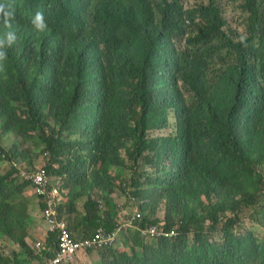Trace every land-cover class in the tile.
I'll list each match as a JSON object with an SVG mask.
<instances>
[{"label": "trees", "instance_id": "trees-1", "mask_svg": "<svg viewBox=\"0 0 264 264\" xmlns=\"http://www.w3.org/2000/svg\"><path fill=\"white\" fill-rule=\"evenodd\" d=\"M202 1L206 4L190 12L189 19L201 18L204 25L195 41L208 44L219 32L221 8L217 0ZM0 4L14 10L10 27L0 18V37L7 32L16 36L11 46L5 43L6 59L0 61V127L25 141L34 137L33 129L45 134L43 127L51 121L58 127L55 138L39 137L54 144L53 160L60 172L54 171L67 189L58 216L69 219L78 240L93 237L100 226L116 228L114 194L122 191L116 183L124 184L127 163L145 162L149 152L146 161L158 165L156 158L165 154L170 162L155 172L153 182L138 179L132 187L146 188L150 196L156 189L163 191L165 231L178 226V235L146 243L139 233L125 234L124 250L108 248L102 253L107 264H249L256 259L264 264V242L256 244L251 232H234L241 214L264 228V51L250 40L245 44L226 40L235 47L236 60L210 72L215 74L211 78L206 71L213 46L171 58L166 40L174 31L186 30L187 0H0ZM241 7L253 11L251 39L263 20L264 0H242ZM41 8L48 9L50 27L37 34L31 16ZM251 53L257 62H249ZM174 70L182 71L179 87ZM184 86L187 90L181 93L178 88ZM171 117L174 133L149 137L150 130L168 127ZM74 134L87 136L85 146L69 140ZM85 148L89 156L73 157ZM3 152L0 147V161ZM25 154L16 147L8 156ZM13 175V170L0 172V235L2 242L7 239L17 248L9 253L0 248V264H25L27 256H33L25 241L34 221L31 201L23 194L26 184ZM100 203L106 209L111 206L107 214ZM149 206L143 202L138 208L144 215ZM230 212L234 215L228 216ZM223 221L227 223L223 240L210 241ZM57 235L47 237V245L37 254L40 259L53 256Z\"/></svg>", "mask_w": 264, "mask_h": 264}, {"label": "clouds", "instance_id": "clouds-1", "mask_svg": "<svg viewBox=\"0 0 264 264\" xmlns=\"http://www.w3.org/2000/svg\"><path fill=\"white\" fill-rule=\"evenodd\" d=\"M257 1L259 2L260 0H257ZM187 3H188V6L190 7V9L186 13V15L184 16V19H183L185 21V29L186 30L184 32L174 31L173 37H171V38L169 37L166 40V48L168 50V55L171 58H176L177 56H181L184 52L191 53L194 49L204 51L209 46H213V52L208 53V55H211L208 57V59H212L211 64H210V68H209V71H206V73H208L209 77L211 78L215 74L210 73V72H212L213 70H216V69H218L217 71H219L221 69L220 67H222V68L224 66L227 67V66L231 65L232 63H234L236 60V56L238 53L236 50H234L235 47H233L232 44L227 43L226 40H230L233 44H239V43L245 44L248 40H250V44H252V46L255 49H258L261 53L264 51V8L260 9V12L262 13V16H263V20H261V22L258 25L259 32L254 37H252L251 39H248L249 23L253 24V19H252L253 11L241 7L242 0H236V1L217 0L216 3L221 8V12H220L221 17H220V23L218 26L219 32H217L216 35L212 37L211 41L208 44H206L204 42H196L195 41L196 36L200 34L199 33V26L204 25L201 18H199V16H197L195 21H191L189 19V16L191 15L190 12L196 10V8L199 5H201V4L204 5L206 3L203 2L202 0H187ZM229 5H233V6H235V8L241 10V12L244 16V20L242 22V24L244 26L243 32L238 31L236 28L232 27L230 25V23L228 22V20L225 16V7L229 6ZM0 18L3 19V23L6 27H10L11 26L10 21L14 18V10H10V9L6 8L5 5L0 4ZM93 19H94V17H93ZM93 19H91L89 21V23L86 25L87 30L91 27V25L93 23ZM31 22H32V25L34 26V30L37 34H41V33L45 32L46 30H48V28L50 27L48 9L47 8H41V9H39V11L34 12L33 15L31 16ZM15 40H16V36H15V33H13V32H7L4 37H0V61H4L6 59L5 43L7 42V45L11 46L15 42ZM176 42L180 44V47L176 46ZM219 45L222 46V50L218 49ZM214 58H216V59H214ZM219 58H221V60L223 61V64H221ZM248 59H249L250 63L257 62L256 57H254L252 53L249 54ZM0 71H3V68H0ZM173 80L176 82L178 87H179V85H182V83H183L182 71L174 70L173 71ZM178 89L181 93L185 92L187 90L186 86H184L183 89H180V88H178ZM46 99H47V97L45 98V100ZM171 118H173V117H171ZM171 118H170V125L168 127H165V128L171 129L173 127V129L170 131V133L168 135H164V137L171 135L175 131V127H176L175 119L173 118V122H171ZM37 125L39 126V124H37ZM52 128H54L56 130L55 135L52 134ZM161 129H164V128H161ZM43 130H44L45 134L41 133L38 129H33L31 135H33L34 137H32L31 139L28 140V141H30L33 138H35L37 148H38V152L40 154H42V161L43 162L39 165H33L32 162L30 161V154L28 153L27 150L23 149L21 146V143L25 144V140L22 137L18 136L17 134L13 133L12 131L8 132V133H3L2 129L0 127V140L5 135L11 134V133L15 134V136L18 138V140L15 141L10 148H6L5 146H3L0 143V147H2L4 149V152L2 153L3 160L0 161V166H7L8 167V169L6 171L0 170V172L6 173L8 171L13 170L14 171L13 176L16 177L19 180V182L26 184L24 187L23 194L31 201V205H30L31 213H32V205L34 203H36L39 206V209L41 211V218L45 223H46V221L43 218V211L47 207L46 199L53 197L54 200L56 201V214H57L56 218L58 220L65 221L67 223L66 229L71 233V235L73 236V238L76 241H83V240H78L76 238V234L71 231L69 219L68 218H59V216H58V206L61 205L64 202L65 197H67V189L62 188L64 180L60 174H58L54 171V169H56L57 172H60L58 170L59 164L54 162V160H53L52 148H53L54 144H52V142H51L50 145H47V143L39 137L40 135H44L45 137H48V138H50V137L55 138L57 136V133H58V127L55 126V124L51 121V125H45L43 127ZM150 131H153V130H150ZM149 137L150 138H156V137H151L150 135H149ZM69 140L70 141L80 140L84 143V146H85L86 141H87V136L85 134L84 135L74 134L71 137H69ZM16 147H19V151L26 152V154L24 155L25 158H21V157L16 158V157L8 156L9 154H11L16 149ZM81 156H89L88 150L86 148H85V150L82 151L81 155L76 154L73 157H75V158L79 157L80 158ZM156 160L158 162V165L148 163L146 161V159H145V162H144V160L140 161V163L143 164V168H145V167L148 168V169H145V171H147L149 173V176H151V175L153 176L151 179H153L155 177V175H156L155 172L158 171V169L164 168V166L169 164V162H170L165 154L158 156L156 158ZM71 161H72V159L70 160V162ZM42 171L45 172V183L43 185V188L45 190V193H44L45 196H41L40 193L37 191L38 185L35 182L36 175L38 173H41ZM132 200H133V202L137 201L135 198H132ZM212 200L215 202V201H217V198L213 196ZM204 201L206 202V199ZM41 205H42V208H41ZM113 205H115V208H116L115 209L116 210L115 221L117 223L116 228L113 230H107L105 227L100 226L96 229V233L100 232L104 237H108V236L114 237L113 242L110 244H107L103 247H100V248H92V249L88 248V249L81 250V251L77 252L74 255V258L70 264H72L75 257H77L78 254H80L82 252H87V251H91V250H99L98 252H105V250L108 248L117 249V247L120 245V243L122 241V237L125 234L139 233L140 236L144 239V241L146 243H148L147 240L159 239V238L173 239L175 236L178 235V226H174L172 231H165L166 213H165V217L162 218L161 220L155 219L158 221V223L154 224V223L148 222L145 219V214L143 215L142 212L139 210V208L135 209V211L132 212V214L125 219L124 218L125 212L119 211L118 205L116 204V199H115V204L113 203ZM100 207L107 214L108 211L110 210L111 206H109V208L106 209V204L100 203ZM227 215L231 216L229 213ZM243 215L247 216L246 214H241L240 221L242 220ZM250 221H252V220L250 219ZM252 222L255 223L254 221H252ZM255 224L258 225L257 223H255ZM223 226H227L226 221H223L220 224V229L212 234L213 238H211L210 241H214V240L221 241V240H223ZM258 226H260V225H258ZM47 227H48V232L50 234L58 233V235L56 236V242H54V244H53L54 245L53 253L55 254V248H56L57 242L59 241L61 229L50 228V226L48 224H47ZM263 230H264V228H263ZM234 232L237 235H239L241 233L251 232L252 233V240L255 241L256 244H261L264 242V240L262 241V239H258L256 237H254L253 231L237 232L234 230ZM87 238L88 237H86L85 239H87ZM263 238H264V234H263ZM0 239H4L3 235H0ZM6 241L10 244V242L7 239H6ZM46 241H47L46 239L38 240V241L34 242V244L32 246H30V245L29 246L31 247L32 250L35 251L36 254L40 255L42 253L43 249L45 248V246L47 245ZM37 242L43 243V247L41 248L40 251H38L35 247V244ZM122 244H123V242H122ZM120 251H122V250H120ZM54 254H53V256H54ZM49 257H52V256H49ZM49 257H46L45 260ZM45 260H44V262H45ZM262 261L263 260L256 259L254 262L249 263V264H262ZM44 262H43V264H44Z\"/></svg>", "mask_w": 264, "mask_h": 264}, {"label": "rangeland", "instance_id": "rangeland-1", "mask_svg": "<svg viewBox=\"0 0 264 264\" xmlns=\"http://www.w3.org/2000/svg\"><path fill=\"white\" fill-rule=\"evenodd\" d=\"M225 16L230 23V25L234 28H236L238 31L243 32L244 26L242 24L244 20V16L240 9L235 8L233 5H229L225 7ZM176 46L180 47V44L176 42ZM216 59V58H214ZM171 122H173V118H171ZM173 129L164 128V129H154L153 131L149 132V135L151 137H160L164 135H168L170 131ZM18 138L15 136V134H7L5 135L1 140L0 143L5 146L6 148H10L12 144L17 141ZM21 146L23 149L27 150L30 154V161L33 165H39L42 161V154L38 152L36 139L33 138L30 141H25V144L21 143ZM125 155V154H124ZM150 153H146L145 157L146 159L150 158ZM132 163H127L123 167V178L125 179L124 184L121 181H118L116 183L117 186H120L122 188L121 190H118L114 197L116 199V204L118 205L120 212H125L124 218L126 219L128 216L132 214V212L135 211L139 207V205L143 202H149L150 206L147 209V211L144 212L145 216H148L150 219H162L165 217L166 213V197L162 195L163 191L160 189H156L155 196H150L148 194V191L146 188H140V189H133V184L135 180H140L141 182H153V179L146 180L145 178L149 176V173L145 171V169H148L147 167L143 168V164L139 163L136 166H132ZM8 169L7 166H0L1 171H6ZM112 173H115V170H112ZM126 185V186H125ZM150 187H153L152 185ZM132 198H135L137 201L133 202ZM142 212V211H141ZM36 213L38 214V208L36 209ZM143 214V212H142ZM231 216L234 214L232 212L229 213ZM65 217V216H64ZM66 218V217H65ZM227 225V223H226ZM43 226H39V231H43ZM237 232H245V231H253L254 237L258 239L263 238L264 230L261 226L256 225L250 219L243 215L242 220L235 226L234 228ZM192 237L193 235L190 234L188 237V242L192 244ZM3 239H0V242ZM34 244V243H32ZM0 248L3 249L4 252L8 253L11 250L17 248V244L11 241L9 244L7 241H4L0 243ZM119 250H124V246L122 244V241L120 245L117 247ZM99 250H91L87 252H82L78 254L77 257H75L72 264H107L104 258H102L103 252H98ZM46 256H43V259H40L37 263L43 264ZM113 257H110L108 261H112ZM40 262V263H39Z\"/></svg>", "mask_w": 264, "mask_h": 264}, {"label": "built area", "instance_id": "built-area-1", "mask_svg": "<svg viewBox=\"0 0 264 264\" xmlns=\"http://www.w3.org/2000/svg\"><path fill=\"white\" fill-rule=\"evenodd\" d=\"M35 182L38 185L37 191L41 196H45L43 185L45 183V172L38 173L35 177ZM47 207L43 211V218L50 228L61 229L59 241L55 248V254L45 260L44 264H70L74 255L85 249L100 248L113 242L114 237H104L100 232L93 237L83 241H76L71 233L66 229L67 223L56 218V201L53 197L46 199ZM35 247L38 251L43 247V243L37 242Z\"/></svg>", "mask_w": 264, "mask_h": 264}, {"label": "crops", "instance_id": "crops-1", "mask_svg": "<svg viewBox=\"0 0 264 264\" xmlns=\"http://www.w3.org/2000/svg\"><path fill=\"white\" fill-rule=\"evenodd\" d=\"M37 206L38 205L36 203H34L32 205V215L34 217V221H32L29 224V226H28V234H27V236L25 238L26 243L29 244L30 246H32L33 245L32 243H34V242H36L38 240L47 239V237L50 234L48 232L47 224L41 218V211L39 209V206L38 207ZM37 208H38V214L36 213V209ZM40 225H42L44 227L42 232L39 231V226ZM38 255L33 250V256L32 257L31 256H27L28 261L25 264H38L37 262L40 260ZM34 256H38V257H34ZM9 263H11V261Z\"/></svg>", "mask_w": 264, "mask_h": 264}]
</instances>
